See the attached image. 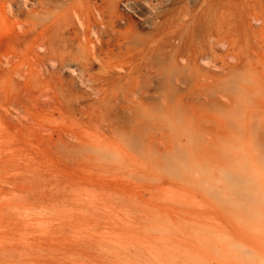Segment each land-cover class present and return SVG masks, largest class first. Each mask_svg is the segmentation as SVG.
<instances>
[{
	"label": "rangeland",
	"instance_id": "374dc122",
	"mask_svg": "<svg viewBox=\"0 0 264 264\" xmlns=\"http://www.w3.org/2000/svg\"><path fill=\"white\" fill-rule=\"evenodd\" d=\"M203 5L161 85L148 42L87 52L73 12L0 0V264H264V0Z\"/></svg>",
	"mask_w": 264,
	"mask_h": 264
},
{
	"label": "bare ground",
	"instance_id": "6f19581e",
	"mask_svg": "<svg viewBox=\"0 0 264 264\" xmlns=\"http://www.w3.org/2000/svg\"><path fill=\"white\" fill-rule=\"evenodd\" d=\"M96 1L99 3L96 4ZM69 2L71 0H62L59 3L37 0L43 14L35 10L29 13L36 17L44 15V19L57 12H63L64 18L74 15L79 29L73 27L74 33L71 35L76 37L77 32L82 34L83 41H77L87 52H104L110 48L127 51L129 42L131 45L133 42H148L152 47L147 49L148 53L158 55L160 58L161 69L158 71H161L164 77L161 85L182 80L181 76L186 68L177 61L180 58L182 62L186 53L192 52L201 59L203 58L199 51L193 52L192 48L195 51L199 50L195 47L196 42L209 31L208 23L211 15L206 12L205 5H203L206 0H95L90 10L86 8L90 0H84L83 8L76 10L70 7L68 11ZM122 2L124 7L132 13L131 15L120 13L119 8ZM133 15L140 20L136 21ZM119 21L123 22L122 28L118 27ZM91 34L94 37L93 40L89 38ZM161 42L166 45L162 46ZM42 44L38 47L46 46ZM190 44L191 47L187 48ZM85 64H89V61L85 60ZM236 80L232 77L224 82L223 91L231 92Z\"/></svg>",
	"mask_w": 264,
	"mask_h": 264
}]
</instances>
